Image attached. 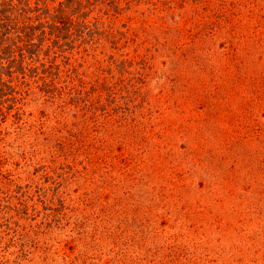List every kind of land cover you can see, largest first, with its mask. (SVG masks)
Instances as JSON below:
<instances>
[{
  "label": "rangeland",
  "instance_id": "rangeland-1",
  "mask_svg": "<svg viewBox=\"0 0 264 264\" xmlns=\"http://www.w3.org/2000/svg\"><path fill=\"white\" fill-rule=\"evenodd\" d=\"M10 4L0 264H264V0Z\"/></svg>",
  "mask_w": 264,
  "mask_h": 264
},
{
  "label": "trees",
  "instance_id": "trees-1",
  "mask_svg": "<svg viewBox=\"0 0 264 264\" xmlns=\"http://www.w3.org/2000/svg\"><path fill=\"white\" fill-rule=\"evenodd\" d=\"M36 3V2H35ZM11 7V4H10V6L8 5V7H6L7 9H4V7L2 8V9H0V15H2V16H6L4 13H5V11L6 10H8V8H10Z\"/></svg>",
  "mask_w": 264,
  "mask_h": 264
}]
</instances>
